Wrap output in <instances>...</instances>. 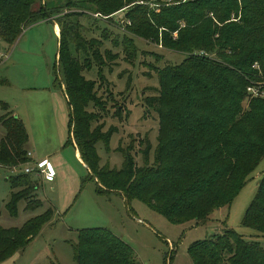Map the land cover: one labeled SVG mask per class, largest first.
Instances as JSON below:
<instances>
[{
	"label": "trees",
	"instance_id": "16d2710c",
	"mask_svg": "<svg viewBox=\"0 0 264 264\" xmlns=\"http://www.w3.org/2000/svg\"><path fill=\"white\" fill-rule=\"evenodd\" d=\"M125 2L97 0L95 13L115 14L133 0ZM64 8L53 0H0V43L9 50L24 28L41 22L59 25V82L69 108L66 145L76 146L88 180L97 185L96 193H116L127 204L142 201L172 224H203L214 211L229 206L264 156V0H196L168 6V15L184 23L172 45L187 56L158 74L157 95L148 100L158 117L153 164L147 163V146L141 167L129 151H121L119 170L99 165L96 144L108 147L117 130L91 127L94 116L86 108L97 106L99 98L94 82L84 78L83 66L73 55L89 52L91 46L85 48L72 20L77 15L64 13ZM234 10L243 14L240 20L228 19ZM127 18L132 19L130 12ZM169 23L165 21L164 26L174 31ZM125 42L122 47L127 52ZM92 55L99 65L100 57ZM249 87L259 95L251 96ZM0 110L4 130L0 166L19 168L28 161V134L6 103L0 101ZM33 180L21 172L8 178L6 208L11 216L17 214V204L28 191L39 189ZM39 207L37 202L24 209ZM53 213L49 208L21 228H0V262L25 248ZM241 226L264 238V171ZM72 251L75 264H136L132 248L105 228L79 230ZM187 254L192 264H264V248L228 228L193 243Z\"/></svg>",
	"mask_w": 264,
	"mask_h": 264
},
{
	"label": "rangeland",
	"instance_id": "374dc122",
	"mask_svg": "<svg viewBox=\"0 0 264 264\" xmlns=\"http://www.w3.org/2000/svg\"><path fill=\"white\" fill-rule=\"evenodd\" d=\"M96 1L53 0L65 7L64 13L77 15L72 20L78 25L85 48L91 46L89 52H73L83 66L84 78L94 82V92L99 98L97 106L90 104L86 108L94 116L91 127L102 125V131H107L113 126L117 130L108 147L102 142L96 144L99 165L119 170L123 162L121 151H129L135 165L141 167L142 152L149 146L150 166L157 145L158 117L148 100L157 95L158 74L174 68L187 56L175 51L172 45L184 23L170 17L166 10L168 6L196 0H133L109 16L95 13ZM129 12L132 19L127 18ZM241 16L239 10H234L228 19L237 21ZM165 21H170L175 30L164 26ZM58 37L52 23L41 22L24 28L9 50L0 43V101L23 120L37 154L50 156L54 180L59 183L52 190L48 184L33 180L39 189L36 193L28 191L27 197L17 204V214L11 216L6 208L10 196L8 178L19 174L20 167L0 166V228H21L49 208L54 211L50 221L25 248L0 264H75L72 246L77 241V232L91 228L108 229L122 239L132 248L136 264H192L188 248L225 228L257 241L264 248L263 237L241 226L264 171V156L229 206L214 211L203 224H172L142 201L125 204L116 193H96L95 181L88 180V172L74 157L73 147L65 145L69 108L59 82ZM127 41L125 52L122 43L126 45ZM92 52L100 57L99 65L94 63ZM89 63L90 69L86 70ZM2 114L0 110V117ZM3 136L0 124V141ZM57 147L55 154L48 152ZM52 154L58 157L59 165ZM37 202L41 207L24 209L26 204L32 206Z\"/></svg>",
	"mask_w": 264,
	"mask_h": 264
},
{
	"label": "built area",
	"instance_id": "2783aa9c",
	"mask_svg": "<svg viewBox=\"0 0 264 264\" xmlns=\"http://www.w3.org/2000/svg\"><path fill=\"white\" fill-rule=\"evenodd\" d=\"M247 92L253 97L259 95L258 90L253 87L247 88ZM29 156L30 154L27 153V157ZM19 172L26 175H30L42 183H52L55 179V171L53 170L51 163L48 159L27 161L20 167Z\"/></svg>",
	"mask_w": 264,
	"mask_h": 264
},
{
	"label": "crops",
	"instance_id": "0c3cea01",
	"mask_svg": "<svg viewBox=\"0 0 264 264\" xmlns=\"http://www.w3.org/2000/svg\"><path fill=\"white\" fill-rule=\"evenodd\" d=\"M43 23H47V22H43ZM52 25H53L54 33L59 36V28H58V26L55 23H53ZM14 114H15V116H17V114L15 112H14ZM20 120L23 122L22 119H20ZM29 120H30V124H32V116H31V118ZM38 122H41V120H38ZM26 131H28V130H26ZM29 137H30V133H28V142H29ZM65 145H66V143H65ZM71 147H73V149H74V157L82 165L83 169H85L88 172L86 166L84 165V163L82 162V160L80 158V154H79L78 150L76 149V146L73 144V145H71ZM25 149H26V152L30 154V156L27 157L28 158V161H37V160H41V159H48L49 160V158H50V156L48 154L47 155H44V156H42L40 154H37V151L35 149V146L32 145V142L31 141L28 143V145H26ZM57 149H58V147L57 148H52V150H49L48 152H53L55 154L56 152H58ZM52 157L54 158L55 164L59 165V159H58V157H55V155H53V154H52ZM60 173H61V171H60ZM40 183L41 184H48L52 188V190H54L55 188H57V186L59 185L58 179L56 181L54 180L52 183H42V182H40ZM119 196L122 197L121 195H119ZM122 199H123V201H125V199L123 197H122ZM125 204H126V202H125Z\"/></svg>",
	"mask_w": 264,
	"mask_h": 264
}]
</instances>
